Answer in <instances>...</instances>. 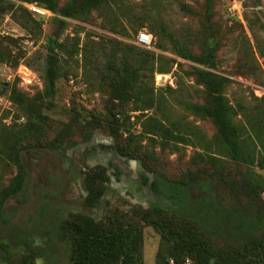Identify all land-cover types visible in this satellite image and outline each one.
<instances>
[{
	"label": "rangeland",
	"instance_id": "1",
	"mask_svg": "<svg viewBox=\"0 0 264 264\" xmlns=\"http://www.w3.org/2000/svg\"><path fill=\"white\" fill-rule=\"evenodd\" d=\"M51 1L55 3L54 13L38 6L35 0H0V127H12L13 131L27 125L28 118L12 102V89L40 111L27 139L26 145H31L32 150L22 152L27 171L25 188L6 204L9 232L7 229L0 235V242L6 246L0 247V264H17L27 254L25 246L40 253L33 264H70L69 243L54 239L52 226L74 215L99 223L118 217L128 227L138 223L141 241L136 253L142 264H155L156 254L167 248L158 231L140 219L142 215L168 220L174 230L186 228L191 246L221 251L228 264H264V256L258 255V245L264 242V151L255 142L249 165L232 162L211 121L191 114L181 105L202 104L207 97L194 75L199 66L178 57L172 42L175 39L181 50L200 55L206 39L204 1L128 0L135 12L145 9L159 19L173 38L163 34L159 39L152 37L153 50L149 52L174 62L167 72L154 75L153 87L156 99L162 98L165 105L164 114L188 129L184 135L191 144H174L160 137L151 140L142 132L147 117L165 121L158 107L139 112L128 104L124 117L116 115L123 127L112 133L109 111L117 112L119 108L110 99L108 84L101 74L112 40L139 48L136 36L125 22L122 27L126 34L110 32L108 13L100 10L91 11L86 18H64L59 10L71 0ZM179 3L193 13L182 11ZM32 5L42 12L30 10ZM256 17L264 18V0L214 1L212 21L220 48L213 71L227 79L223 95L231 105L240 101L251 108L255 105L253 99L264 95V30ZM136 19L135 24L142 26L139 32L150 34L147 22ZM113 28L121 30L120 26ZM49 38L62 43L64 49L54 51L55 94L45 99L43 71ZM157 43L162 49L157 48ZM73 47L77 51L70 54ZM160 75L161 80L155 83ZM117 149L129 155L122 156ZM130 161H135V166ZM97 169L105 171L106 191L90 208L84 205L83 175ZM248 171L258 180L254 188L248 185ZM17 174L11 162L0 158V189ZM155 179L161 183L191 181L188 191L192 198L209 197L213 205L226 210L221 217L224 222L225 215L233 212L232 216L237 213L248 224L243 232L232 228L227 234L193 222L183 226L184 219L151 188ZM189 210L184 209L183 214ZM241 250L242 255L238 253Z\"/></svg>",
	"mask_w": 264,
	"mask_h": 264
},
{
	"label": "trees",
	"instance_id": "2",
	"mask_svg": "<svg viewBox=\"0 0 264 264\" xmlns=\"http://www.w3.org/2000/svg\"><path fill=\"white\" fill-rule=\"evenodd\" d=\"M203 1L202 20L206 39L201 46L200 55L197 56L181 50L178 42L165 31L166 28L159 19L153 18L145 9L139 13L135 12L128 0H71L59 10V14L67 19H76L89 15L91 11L100 10L108 13L110 32L126 34L122 27V23L125 22L135 36L142 28L135 24L136 18L139 17V20L147 22L148 31L152 37L159 39L160 35H164L173 39L177 56L193 61L199 66L194 69V75L207 92V97L202 104L184 102L181 105L191 114L211 121L216 128L220 145L232 162L249 165L256 150L255 142L258 144L259 150L264 151V95L254 98L255 105L251 108L240 101L231 105L224 97L223 89L227 85V79L213 71L217 66L216 53L220 48L218 33L212 21L215 0ZM35 2L48 12H56L55 3L51 0H35ZM179 6L185 13H193L190 7L182 3H179ZM256 22L264 30V18L260 20L256 17ZM112 26H120L121 30ZM248 26L250 29L253 27V25ZM112 43L105 59L104 71L101 74L103 81L108 84L110 99L115 101L119 108L117 112L114 109L109 111L112 133H116L123 127L124 124L116 119V115L124 117L126 114L124 111L128 104L139 112L158 107L160 108L159 112L162 113L161 117L165 121L157 120L154 116L147 117L142 124V132L150 135L149 139L151 140L153 137H160L174 144H191L190 139L184 135L188 129H185L178 120L171 121L169 116L164 114L165 105L161 102L162 98L156 99L157 94L153 87L154 75L167 72L174 62L165 56L132 45H124L113 40ZM156 46L158 49H162L159 43ZM57 49H64L63 44L51 38L47 39L46 67L43 71L45 99L52 98L55 94L56 59L54 51ZM76 51L77 49L73 47L69 53L74 54ZM168 89L170 88L168 87ZM10 95L13 98L12 102L19 106L28 121L27 125L18 127L16 130L13 129V131H11L12 127H0V158L11 162L18 170V174L9 181V184L0 189V235L7 229L9 232L7 202L21 194L25 188L27 171L22 152L29 153L32 150L30 149L31 145H26L27 139H30L33 126L40 118V111L27 97L20 95L14 89L11 90ZM117 150L122 156L129 155L126 151ZM106 181L104 169L91 170L83 175L86 191L85 206L92 208L99 203L106 191ZM188 182L191 181L179 180L161 183L155 179L151 188L154 193L168 201L175 214L184 219L183 226L188 227L186 222H193L217 233H231L232 228L239 229L238 232L244 231L245 224L248 223H245L237 213L235 216L233 215L234 217L232 216L233 212L225 215L227 219L224 222L221 217L224 216L226 210H221L213 205L209 197L201 200L192 198L188 191L190 187ZM247 182L249 186H252L251 188L258 184V180L251 171H248ZM260 188L262 190V184ZM184 209H190L189 213L183 214ZM140 219L147 225H152L167 243V248L156 254L155 264H166L169 259L180 263L187 257H191L193 264H228L221 251L213 252L202 246H191L190 234L185 232L186 228L174 230L168 220H152L144 215ZM119 220L118 217H113L106 223H99L87 216L74 215L70 220L52 226L54 239L59 238L69 243L68 259L70 264H142L136 253L137 245L141 241L139 224L136 223L133 227H128ZM260 246L258 245L260 248L258 255L264 256V242ZM0 247L6 248L1 242ZM25 247L27 254L21 257L17 264H33V261L40 255L29 247ZM238 253L242 255V250ZM225 255L227 256V254ZM234 257L232 256V258Z\"/></svg>",
	"mask_w": 264,
	"mask_h": 264
},
{
	"label": "built area",
	"instance_id": "3",
	"mask_svg": "<svg viewBox=\"0 0 264 264\" xmlns=\"http://www.w3.org/2000/svg\"><path fill=\"white\" fill-rule=\"evenodd\" d=\"M30 10H32L35 13H41V9H38L35 7V5H32L30 7ZM135 45L139 48L146 50V51H152L153 50V39L152 36L148 33H142L138 32L136 35V42ZM162 78V75L156 77L155 83L159 82ZM166 264H193V261L190 258H184L180 263H176L174 260L169 259Z\"/></svg>",
	"mask_w": 264,
	"mask_h": 264
},
{
	"label": "flooded vegetation",
	"instance_id": "4",
	"mask_svg": "<svg viewBox=\"0 0 264 264\" xmlns=\"http://www.w3.org/2000/svg\"><path fill=\"white\" fill-rule=\"evenodd\" d=\"M122 172L124 174L125 170L123 169ZM130 175H131V177H134V172L133 171H130Z\"/></svg>",
	"mask_w": 264,
	"mask_h": 264
},
{
	"label": "water",
	"instance_id": "5",
	"mask_svg": "<svg viewBox=\"0 0 264 264\" xmlns=\"http://www.w3.org/2000/svg\"><path fill=\"white\" fill-rule=\"evenodd\" d=\"M135 164H136L135 161H130L131 166H135Z\"/></svg>",
	"mask_w": 264,
	"mask_h": 264
}]
</instances>
